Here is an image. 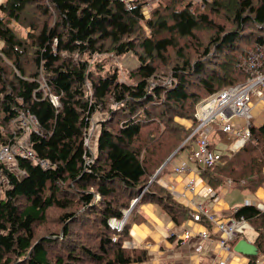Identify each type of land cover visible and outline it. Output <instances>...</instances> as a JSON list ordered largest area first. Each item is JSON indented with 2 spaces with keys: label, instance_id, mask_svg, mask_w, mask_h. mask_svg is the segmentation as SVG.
Segmentation results:
<instances>
[{
  "label": "trees",
  "instance_id": "obj_1",
  "mask_svg": "<svg viewBox=\"0 0 264 264\" xmlns=\"http://www.w3.org/2000/svg\"><path fill=\"white\" fill-rule=\"evenodd\" d=\"M259 51L264 0H159L149 18L142 1L129 8L117 0H0V126L9 131L21 112L34 114L32 147L49 163L19 158L24 176L5 170L0 264L149 261L146 249L124 245L144 220L137 208L157 204L178 226L190 217L158 178L168 160L191 150L197 137L185 141L199 104L245 82L251 71L243 61ZM127 54L139 65L124 81L103 59L91 63ZM96 114L104 117L93 151L86 133ZM250 130L242 148L199 167L210 190L227 180L240 191L264 187V123ZM129 209L117 231L112 221ZM232 216L256 231L259 255L248 263L256 264L264 257V210L244 205Z\"/></svg>",
  "mask_w": 264,
  "mask_h": 264
},
{
  "label": "built area",
  "instance_id": "obj_2",
  "mask_svg": "<svg viewBox=\"0 0 264 264\" xmlns=\"http://www.w3.org/2000/svg\"><path fill=\"white\" fill-rule=\"evenodd\" d=\"M117 1L124 3L129 8L134 3L142 1V13L145 18L150 17L151 11L159 2V0ZM243 64H246L251 71V76L245 82L230 86L204 99L199 104L195 114L197 124L185 143L195 139V137L197 138L194 140L191 151H189L187 157L188 162L181 161L180 164L174 166L175 174L181 175L182 173H189V164L205 169L207 166L220 160V155L215 154L210 147L211 136L217 130L224 132L234 141V152L242 148L250 140V127L254 118L252 96L254 95L259 101L264 102V53L260 51L251 53L243 61ZM50 98L54 105L59 106L57 97L50 95ZM236 120H240L241 123L236 124ZM214 124H217L216 128ZM38 128L39 120L29 111L21 112L13 122V126L10 127L9 131L0 126V199L4 198L5 191L10 188L9 178L5 173L6 169L18 173L20 177L25 175V172L19 169L17 162L19 158L31 160L43 168L49 167L47 161L37 157L32 147L31 135L38 133ZM91 131L92 129L90 127L86 133L87 146L89 145ZM8 132L12 134L11 137H9ZM232 184L231 180H227L222 189L227 186H232ZM169 191L172 192L173 188ZM187 193L192 197L198 195L199 190L194 179H190L187 182ZM187 193H184L182 196L186 197ZM208 197L210 201L217 203L220 198V193L210 190ZM137 200L133 201L132 206L136 204ZM246 204L254 205L251 202H247ZM259 209L264 210V205H259ZM237 211L238 209H234L232 214ZM130 212V209L126 210L121 220H113L111 223L112 227L117 229V231H122L128 221ZM190 217L197 223L203 224L204 222H208L212 224L219 245L229 253V258L237 254L231 248V242L238 236L242 237L245 231L251 228V225L245 218L232 215L229 219L220 218L205 204H197L191 207ZM199 237L204 239L210 238V227L205 226ZM191 238L192 234L186 232L185 240Z\"/></svg>",
  "mask_w": 264,
  "mask_h": 264
},
{
  "label": "crops",
  "instance_id": "obj_3",
  "mask_svg": "<svg viewBox=\"0 0 264 264\" xmlns=\"http://www.w3.org/2000/svg\"><path fill=\"white\" fill-rule=\"evenodd\" d=\"M253 113L252 124L255 126L262 125L264 123V102L255 98L253 100ZM236 121V124L241 123L240 120ZM215 133L217 135L211 140V144L214 145L211 150L215 154L221 155L215 151V146L218 137L225 135L220 130L215 131ZM228 152H234L233 143L229 146ZM180 153L167 164L166 173L160 174L158 178L159 184L168 190L173 188L171 194L179 203L189 209L197 204H205L223 219H229L234 209L247 205V202H251L258 208L259 205H264V187L256 192L239 190L241 200H236L230 204L226 201V196L236 189L227 186L217 190L220 193L217 203L210 201L208 197L210 189L206 181L200 176L199 167L197 169L195 168L197 166L189 164V173L175 174V165L180 164L181 161L188 162L186 158L189 152L182 154L184 158L180 156ZM190 179H194L198 186L199 193L195 197L187 193V182ZM184 193H187L186 197L182 196ZM137 213L143 216L144 220L131 226L130 235L132 238L130 241H126L124 245L127 248L141 247L150 253L151 259L141 264H218L222 261L227 264H248L251 260L249 256L242 254H236L229 258V253L220 247L212 227H210V238L199 237L205 226L194 222L191 217L178 226L157 204L153 203L140 205L137 208ZM250 230L255 233L245 234V232L241 239H247L254 243L257 233L252 227ZM186 232L192 234L191 239L185 240ZM256 264H264V257H260Z\"/></svg>",
  "mask_w": 264,
  "mask_h": 264
},
{
  "label": "rangeland",
  "instance_id": "obj_4",
  "mask_svg": "<svg viewBox=\"0 0 264 264\" xmlns=\"http://www.w3.org/2000/svg\"><path fill=\"white\" fill-rule=\"evenodd\" d=\"M15 29H17L18 31H20L24 36L26 35V31L22 28H20L18 25H14ZM104 60L105 64L107 65V69H118L120 71V77L121 80H125L127 78V74L129 71H131L132 69L136 68L139 65V62L137 61V59L135 58V56H133L132 54H127L125 56L122 57H95L94 60H92L91 63H93L94 61H100V60ZM43 90H47V88L45 87V84L43 85ZM252 99H255V96H252ZM104 116L102 114H96L94 119L92 120V125H91V134H90V141H89V145L88 148L92 149L93 151L96 148V142H97V137H98V133H99V125H98V121H100ZM237 122V121H235ZM215 128L217 127V124H214ZM6 129V128H5ZM39 131V128H38ZM217 134L214 132L211 136V140L213 137H215ZM219 139L216 141V146H215V151L217 153L220 154H225L228 153V149L229 146L234 142L228 135H225L223 137H218ZM181 157L184 158V152L180 153ZM183 154V155H182ZM188 154V153H187ZM188 156V155H187ZM174 158V157H173ZM187 159V158H186ZM192 165V164H191ZM198 169V167H195ZM240 191L239 190H235L232 191L231 193H229L226 197V201L230 204H233L236 200H241V196H240ZM238 202V201H237ZM245 234H251V233H255L253 230H246ZM218 264H227L225 261H222Z\"/></svg>",
  "mask_w": 264,
  "mask_h": 264
},
{
  "label": "water",
  "instance_id": "obj_5",
  "mask_svg": "<svg viewBox=\"0 0 264 264\" xmlns=\"http://www.w3.org/2000/svg\"><path fill=\"white\" fill-rule=\"evenodd\" d=\"M167 162H169V160ZM233 250L237 254H242V255L249 256V257L259 255L258 248L256 247V245L254 243L249 242L247 239H240L234 246Z\"/></svg>",
  "mask_w": 264,
  "mask_h": 264
}]
</instances>
